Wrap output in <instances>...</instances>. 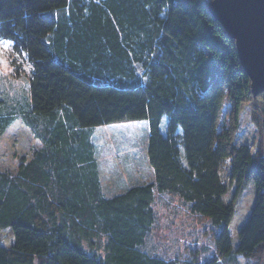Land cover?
Instances as JSON below:
<instances>
[{"label":"trees","instance_id":"16d2710c","mask_svg":"<svg viewBox=\"0 0 264 264\" xmlns=\"http://www.w3.org/2000/svg\"><path fill=\"white\" fill-rule=\"evenodd\" d=\"M208 2L0 0V37L31 65L26 93L12 110L0 104V135L20 119L41 143L15 173L0 171V229L13 236L0 244V264H179V256L143 248L155 191L178 196L217 227L216 254L181 264L263 259L264 140L252 153L234 132L248 106L264 134V92L252 95ZM227 102L231 126L222 116ZM137 119L146 124L151 179L106 195L92 130ZM249 179L255 201L233 249V202L222 196L233 183L235 199Z\"/></svg>","mask_w":264,"mask_h":264},{"label":"rangeland","instance_id":"374dc122","mask_svg":"<svg viewBox=\"0 0 264 264\" xmlns=\"http://www.w3.org/2000/svg\"><path fill=\"white\" fill-rule=\"evenodd\" d=\"M11 42L0 37V104L5 102L4 111L12 110L26 93L27 82L31 74V65L25 55L12 50ZM232 106L227 102L222 108L224 126L230 124ZM251 108L242 106L238 116L235 143L250 145L255 153L258 143L264 140V134L250 121ZM167 116L160 121V131L165 134ZM230 122V123H229ZM92 136L99 146L100 176L103 192L106 195L119 193L137 178L151 179V169L147 165L143 147L146 144L145 120H124L96 127ZM258 142V143H257ZM41 146L31 130L20 119H16L0 135V171L15 173L21 158L28 161L33 151ZM264 148V146H263ZM264 158V156H263ZM141 164L138 165V164ZM223 168L225 172L226 163ZM234 184H228L223 202H233V214L228 224L233 249L238 242L237 233L245 224L255 201L256 189L249 179L234 199ZM155 221L145 238L143 248L157 252L168 259L179 256L178 261L197 257L201 263L207 257L216 254L214 236L217 227L206 217H202L189 208V204L178 196L168 192L154 193L152 204ZM13 236L8 228L0 229V244L9 246ZM87 244V243H86ZM85 245V244H84ZM246 259V258H245ZM251 259V258H250ZM247 260V259H246ZM248 261V260H247ZM251 264H264L263 259H251ZM36 264V263H34ZM238 264H248L239 257Z\"/></svg>","mask_w":264,"mask_h":264},{"label":"water","instance_id":"95a60500","mask_svg":"<svg viewBox=\"0 0 264 264\" xmlns=\"http://www.w3.org/2000/svg\"><path fill=\"white\" fill-rule=\"evenodd\" d=\"M207 9L233 39L252 95L264 92V0H209Z\"/></svg>","mask_w":264,"mask_h":264}]
</instances>
